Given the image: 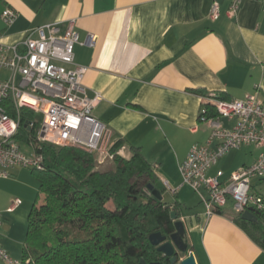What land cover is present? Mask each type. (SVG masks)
<instances>
[{
	"label": "crops",
	"instance_id": "1",
	"mask_svg": "<svg viewBox=\"0 0 264 264\" xmlns=\"http://www.w3.org/2000/svg\"><path fill=\"white\" fill-rule=\"evenodd\" d=\"M211 6L212 0H3L0 20L7 8L19 16L10 28L2 21L0 41L15 45L29 29L75 20L81 42L75 64L88 68L87 94L103 96L94 116L111 142L141 148L155 167L163 200L170 194L172 202H165L179 204L197 264H264V250L233 221L232 207L208 218L200 195L183 185L180 173L193 146H216L209 142L211 129L199 121L205 101L195 90L241 100L260 86L264 99V0H244L235 15L221 0L216 21ZM260 152L252 145L232 150L209 174L229 177L253 165ZM253 183L264 196V181ZM39 193L33 169L14 167L0 178V244L15 260L22 261ZM17 199L20 205L10 211Z\"/></svg>",
	"mask_w": 264,
	"mask_h": 264
},
{
	"label": "built area",
	"instance_id": "2",
	"mask_svg": "<svg viewBox=\"0 0 264 264\" xmlns=\"http://www.w3.org/2000/svg\"><path fill=\"white\" fill-rule=\"evenodd\" d=\"M221 0H212L210 18H220ZM229 12L235 15L244 0H228ZM18 13L7 8L1 19L7 28L18 19ZM76 21L65 26L47 24L29 29L22 42L6 45L0 41V178H8L14 167L43 170L44 158L36 152L25 154L16 138L23 110L41 116L36 143L59 147H75L95 153L102 159L126 157L123 145L111 152L106 125L94 116V109L103 100L100 93L90 97L83 84L88 68L75 64V46L80 44ZM66 66H70L67 68ZM260 86L241 100H223L216 93L204 97L199 121L211 129L209 142L214 149L195 145L180 166L183 185L200 195L207 217L223 212L228 206L242 215L252 209L264 210V196L256 191L254 180L264 181V99ZM15 112V117L10 111ZM214 110L217 116H209ZM224 120L233 123L225 126ZM29 129L35 127L29 122ZM261 149L257 161L225 177L222 171L210 175V170L232 150L243 146ZM14 201L9 209L20 205ZM1 225V214H0ZM1 241V238H0ZM0 260L4 264H21L0 244Z\"/></svg>",
	"mask_w": 264,
	"mask_h": 264
},
{
	"label": "trees",
	"instance_id": "3",
	"mask_svg": "<svg viewBox=\"0 0 264 264\" xmlns=\"http://www.w3.org/2000/svg\"><path fill=\"white\" fill-rule=\"evenodd\" d=\"M9 113L15 117V112ZM208 113L217 116L214 110ZM29 122L35 127L29 129ZM38 128L35 114L23 110L16 138L33 145L45 168L33 169L40 193L29 216L21 264H142V259L146 264H169L148 237L175 232L171 214L180 217L179 204L160 201L149 190L153 185L162 196L165 192L141 148L127 147L129 156H115L113 167L103 170L95 153L36 143ZM123 145L124 141L116 142L111 152ZM234 214L233 221L264 250V210L257 222Z\"/></svg>",
	"mask_w": 264,
	"mask_h": 264
},
{
	"label": "water",
	"instance_id": "4",
	"mask_svg": "<svg viewBox=\"0 0 264 264\" xmlns=\"http://www.w3.org/2000/svg\"><path fill=\"white\" fill-rule=\"evenodd\" d=\"M149 190L152 191L155 198L162 201L163 196L161 192L149 185ZM260 212H255L250 209L242 214V219L249 222H257ZM172 219L175 221V232L169 236L163 235L162 232H155L149 235L148 239L152 246L156 247L158 252L163 254L169 260V264H197L193 252H190L188 244L184 239L187 235L185 224L179 220L177 212H172ZM177 249V250H176ZM181 254H187L186 257H180ZM142 264H146L142 259ZM150 264H164L162 262H152Z\"/></svg>",
	"mask_w": 264,
	"mask_h": 264
},
{
	"label": "rangeland",
	"instance_id": "5",
	"mask_svg": "<svg viewBox=\"0 0 264 264\" xmlns=\"http://www.w3.org/2000/svg\"><path fill=\"white\" fill-rule=\"evenodd\" d=\"M2 1H3V0H0V3H1ZM3 26H4V25H3L2 21L0 20V29H1ZM0 77L3 78L4 75H3V74H0ZM37 122H38V127H39V126H40V122H41V116H40V115H37ZM18 142H19V145H20L22 151H23L25 154H27L28 156H31L32 154L35 153V150H34L33 145H30V144H27V143H24V142H21V141H18ZM229 153H230V152H229ZM226 155H227V154H226ZM126 156H127V155H126ZM98 162H99V166H100V168L103 169V170L111 169V168L113 167V163H112L113 160H110V159H104V158L102 159L101 157L98 156ZM160 185H161L162 187H165V186L163 185V183H161V182H160ZM43 199H44V198H42V199L40 200L39 205H41V204L43 203ZM164 201L171 203V202H172V196H171L170 194H165V196H164ZM226 211H227V212L230 211L229 207L226 208ZM229 213H231V211H230Z\"/></svg>",
	"mask_w": 264,
	"mask_h": 264
},
{
	"label": "flooded vegetation",
	"instance_id": "6",
	"mask_svg": "<svg viewBox=\"0 0 264 264\" xmlns=\"http://www.w3.org/2000/svg\"><path fill=\"white\" fill-rule=\"evenodd\" d=\"M186 237H187V235H186ZM186 237H185L184 241H185L186 244H188V242H187V238H186ZM168 240H170L169 237H168ZM188 246H189V244H188ZM176 250H177V249H176ZM189 250H190V248H189ZM166 264H168V263H166Z\"/></svg>",
	"mask_w": 264,
	"mask_h": 264
}]
</instances>
